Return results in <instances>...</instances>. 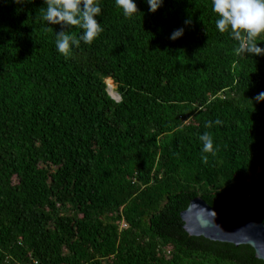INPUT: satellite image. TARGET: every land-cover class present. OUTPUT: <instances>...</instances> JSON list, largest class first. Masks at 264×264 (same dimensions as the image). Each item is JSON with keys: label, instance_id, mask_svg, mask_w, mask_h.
<instances>
[{"label": "trees", "instance_id": "trees-1", "mask_svg": "<svg viewBox=\"0 0 264 264\" xmlns=\"http://www.w3.org/2000/svg\"><path fill=\"white\" fill-rule=\"evenodd\" d=\"M197 196L264 223V0H0V264H264Z\"/></svg>", "mask_w": 264, "mask_h": 264}, {"label": "water", "instance_id": "water-1", "mask_svg": "<svg viewBox=\"0 0 264 264\" xmlns=\"http://www.w3.org/2000/svg\"><path fill=\"white\" fill-rule=\"evenodd\" d=\"M108 93L113 99H120L117 92L116 96L109 90ZM180 217L188 234L234 245H248L255 256L264 261L263 222L254 221L239 210H217L199 196L190 200L180 212Z\"/></svg>", "mask_w": 264, "mask_h": 264}, {"label": "rangeland", "instance_id": "rangeland-1", "mask_svg": "<svg viewBox=\"0 0 264 264\" xmlns=\"http://www.w3.org/2000/svg\"><path fill=\"white\" fill-rule=\"evenodd\" d=\"M110 78H106V83H107V86H108V90L111 92V88H110V84H109V80ZM111 80V79H110ZM112 81V80H111ZM112 84H113V87H114V91L116 92V85L113 83L112 81ZM112 93V92H111Z\"/></svg>", "mask_w": 264, "mask_h": 264}]
</instances>
